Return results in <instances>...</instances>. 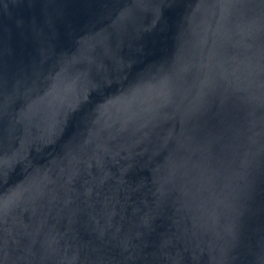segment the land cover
<instances>
[{"label": "water", "instance_id": "95a60500", "mask_svg": "<svg viewBox=\"0 0 264 264\" xmlns=\"http://www.w3.org/2000/svg\"><path fill=\"white\" fill-rule=\"evenodd\" d=\"M0 264H264V0H0Z\"/></svg>", "mask_w": 264, "mask_h": 264}]
</instances>
